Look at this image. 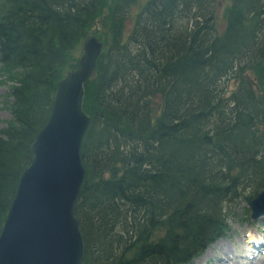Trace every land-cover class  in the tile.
<instances>
[{
  "label": "trees",
  "instance_id": "1",
  "mask_svg": "<svg viewBox=\"0 0 264 264\" xmlns=\"http://www.w3.org/2000/svg\"><path fill=\"white\" fill-rule=\"evenodd\" d=\"M221 1L148 0L126 36V4L112 8V45L84 84L81 264L189 263L227 232L230 204L264 187V0H229L219 32ZM99 3L0 0V83L11 98L0 129V230Z\"/></svg>",
  "mask_w": 264,
  "mask_h": 264
},
{
  "label": "water",
  "instance_id": "2",
  "mask_svg": "<svg viewBox=\"0 0 264 264\" xmlns=\"http://www.w3.org/2000/svg\"><path fill=\"white\" fill-rule=\"evenodd\" d=\"M103 41L82 42L75 69L57 81L47 122L30 148L0 230V264H81L85 244L75 208L86 168L80 153L89 115L84 84L94 78ZM259 90L255 79L245 75ZM252 217L264 215V188L249 200Z\"/></svg>",
  "mask_w": 264,
  "mask_h": 264
},
{
  "label": "rangeland",
  "instance_id": "3",
  "mask_svg": "<svg viewBox=\"0 0 264 264\" xmlns=\"http://www.w3.org/2000/svg\"><path fill=\"white\" fill-rule=\"evenodd\" d=\"M146 1L148 0H100L97 16L88 29V34H94L104 41L102 59L104 58V54H107L106 51L108 46L112 45L110 32L111 21L109 20L112 8L115 5L122 6L126 4L123 8L125 9L123 31L124 36H126L131 31ZM229 4V0L217 2L215 24L219 32H222L225 27L224 12L225 7ZM82 42H80L79 45L75 47L74 51L69 54V66L79 61L83 52ZM100 68L101 64L99 63L96 75ZM250 77L254 79L253 76ZM229 88H233L232 80L229 81ZM8 91L9 87L7 83H0V129L5 126L6 121L11 117V112L8 108V103L11 101V98L7 96ZM160 96L161 95L158 93L151 97V105L155 108L160 104ZM244 192L249 193L248 190ZM230 208L233 210V216L229 221V230L223 236L210 243L206 249L189 264H198V261L203 259L206 254L205 264H220L221 261L218 258L220 252L217 248L220 243H224V245L228 244L227 248L229 255H231L234 260L230 262L234 264H250L254 260H258L259 264H264V216L251 218V208L248 205V200L244 196L240 197L235 205L231 203ZM256 240H259V242H257L260 244L259 247L255 246Z\"/></svg>",
  "mask_w": 264,
  "mask_h": 264
},
{
  "label": "bare ground",
  "instance_id": "4",
  "mask_svg": "<svg viewBox=\"0 0 264 264\" xmlns=\"http://www.w3.org/2000/svg\"><path fill=\"white\" fill-rule=\"evenodd\" d=\"M255 229V228H254ZM245 235V234H244ZM262 241V240H261ZM217 246V245H216ZM228 244H226V245H224V243H220V244H218V246H217V248H218V250H219V252H220V256L218 257L219 258V260L221 261V263L220 264H234V263H232V262H230V261H234L233 260V258L231 257V255H229V252H228ZM260 249V248H259ZM249 253V252H248ZM247 253V254H248ZM207 255V254H206ZM204 256L203 257V259H200L199 261H198V264H205L204 263V261H205V259H206V257L207 256ZM239 258V257H238ZM241 258V257H240ZM261 259H263V258H261ZM247 263V262H246ZM250 264H259V262H258V260H254L252 263H250Z\"/></svg>",
  "mask_w": 264,
  "mask_h": 264
}]
</instances>
